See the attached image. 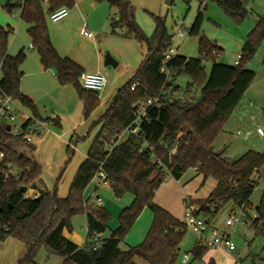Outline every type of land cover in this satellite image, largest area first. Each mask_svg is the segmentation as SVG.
I'll return each mask as SVG.
<instances>
[{"label": "trees", "instance_id": "trees-1", "mask_svg": "<svg viewBox=\"0 0 264 264\" xmlns=\"http://www.w3.org/2000/svg\"><path fill=\"white\" fill-rule=\"evenodd\" d=\"M94 1H107L110 7L118 10V20H111L112 34L118 35L117 30L124 29L122 36H132L144 44L146 55L139 69L118 90L104 115L98 119L100 131L63 199L58 197L56 188L39 192L36 187L33 189L38 193L36 199L24 198L19 188H30L38 183L42 170L32 151L16 147L17 141L0 124V152L4 155L1 166L20 171L19 176L0 184V243L11 238L25 246L26 253L18 264H37L35 258L41 248L60 257L62 264H135L136 259L146 264H176L187 227L153 199L167 174L178 181L189 169H195L203 181L212 178L216 182L204 203L193 212L195 216L216 221L219 213L230 205L235 209L229 211L243 210L245 221L250 222L256 234H264V193L254 209L256 218L250 220L246 214L257 187L253 177L264 168V153L247 151L237 160L227 162L213 150L225 123L255 79V73L247 69V64L264 38V18H259L249 33L238 66H225L217 63L222 49L201 35L203 14L199 9L187 30L189 37L198 38V58L173 57L165 64L170 73L168 79L161 68L164 54L172 45V35L165 27L164 19L152 16L154 31L146 37L134 21V7L129 0ZM198 1L202 8L206 0ZM219 5L236 21L247 15L238 0H224ZM73 7L74 0H7L4 10L9 14L19 10L20 19L28 25L27 36L42 68L53 71L61 86H71L75 90L85 121L99 106V94L82 87L78 79L83 69L57 53L46 23V15L61 8L70 11ZM12 33V28L0 25V94L17 101L33 118L60 128L57 118L42 120L32 100L21 93L20 67L26 54L21 50L13 57L8 55V39ZM204 62L212 64L208 76L204 73ZM180 74L189 78L187 91L199 90V97L190 104L182 103L168 93L178 90L171 80ZM134 84L136 87L131 90ZM158 95V105L146 110L136 134L125 137L107 154L109 140L133 127L134 105ZM73 156L74 151L68 145L58 180ZM101 162L115 197L130 194L132 202L120 212L117 229L108 238L92 243L94 234L102 236L106 232L109 220L105 209L83 199ZM144 209L152 213L144 240L135 247L122 250L120 244ZM79 216L86 219V239L82 247L64 236L65 232H72L71 222ZM207 251L204 244H194L190 250L192 261L201 264Z\"/></svg>", "mask_w": 264, "mask_h": 264}, {"label": "rangeland", "instance_id": "rangeland-1", "mask_svg": "<svg viewBox=\"0 0 264 264\" xmlns=\"http://www.w3.org/2000/svg\"><path fill=\"white\" fill-rule=\"evenodd\" d=\"M165 1L129 0L134 7V21L143 34L150 37L154 31L152 16L161 17L164 19L168 32L172 35L171 48L175 51V54L187 59H196L198 58V38L189 37L187 30L192 25L198 10L201 9L203 14L201 35L222 49L217 63L225 66H234L233 63L240 56L241 49L249 33L256 27L258 19L264 18V0H238L247 11L246 17L240 21L232 19L219 5L224 0H206L202 8H200L198 0H172L170 5H166ZM6 2L7 0H0V25L9 26L14 30L9 37L8 55L13 57L21 48H24L27 60L22 69L31 71L40 63L37 53L29 50V46H32V44L26 32L28 25L20 19L19 10L12 14L4 10ZM87 2H92L95 6L93 13H91V9L87 8ZM77 4L84 9V12L80 13L81 18L79 21L74 18L72 22H67L69 19L67 18L61 22L53 23L46 15L51 43L59 55L71 57L79 64L86 63L89 66H94L100 54L102 61L101 75L105 78L106 85L103 91L99 93L100 105L85 121L82 119V109L78 96L71 86H61L48 75L47 79L43 78L42 83L36 87L38 88L37 108L42 117H58L61 121L60 128L47 125L48 133L44 136V143L38 145L37 149L33 151L37 161L42 164L44 169L39 184L43 190L48 191L56 188L57 177L66 160V147L69 145L74 151V156L68 166L67 172H69V169L73 168L79 158L87 154L97 137L100 131L97 122L101 113H104L106 108L110 106L118 90L133 77L142 64L144 55H146L144 44H140L132 36H122L125 33L124 29H118V35L112 34L111 18L119 17V14L118 10L115 7H110L107 1L98 3L94 0H74L72 9H76ZM102 8H104V11H102ZM72 12L70 9L69 14ZM101 14H104V22ZM89 15L91 17L88 20ZM83 27L92 34V39L82 36L81 30ZM107 55L114 64L105 67L104 62ZM211 65L209 62L203 64L204 73L207 76L210 73ZM247 69L255 73V79L251 84L252 89L247 98L259 99L262 107H264V38L257 46L253 58L247 64ZM24 82L29 87L36 85V79L33 77H26ZM188 82L189 78L185 74L176 75L171 83L178 90H169V93H172L176 100L180 99L187 92ZM44 86H46V89H43ZM192 93L196 94V99L200 95L198 89H192ZM188 95H191V93H188ZM254 111L260 112L258 119L254 121L248 122L247 117L240 115L242 123L246 125L243 127L238 126V132L230 130V123L226 124L228 119L222 129L223 131L227 129V132L222 133L221 131L215 140L213 150L227 162L237 160L248 150L264 153V137H260L256 133L258 128L264 131V110L254 106ZM23 112L30 115V112L26 109ZM71 140L73 142L70 143ZM224 144L226 145L224 146ZM15 145L19 149L27 150L28 148L19 142H16ZM172 153H174V150ZM57 166H60V168H57ZM55 169H59L56 178L48 173V171L51 173ZM259 172L260 174L256 176L259 177L258 186L255 188L250 199V205L246 209V214L249 215L250 220L256 218L254 209L258 205L262 193H264V168L260 169ZM215 185L216 182L212 178L203 181V177L195 169L186 171L178 181L167 174L165 182L155 193L153 201L161 208L168 210L173 217L183 222L185 204L192 209V212H195L194 209L204 203ZM93 188L94 186L88 185L84 191L85 198L88 197ZM96 195L102 203L101 207L109 215L107 230L100 238V240H104L117 229L119 225L118 216L124 208L131 204L132 196L125 194L117 198L109 186L96 190ZM183 197L186 202L182 201ZM90 202L94 205L92 200ZM233 209L235 208L229 205L219 213L216 218V227L222 226L224 228L227 216L231 212L237 211L235 215L241 216L239 209L229 211ZM151 222L152 213L150 210L144 209L120 244V248L125 250L127 247H135L142 243ZM246 223L237 225L235 228L226 229L236 249L233 253L231 252V255L225 254L222 256V264H228L232 260V264H264V251H262V248H264V234H256L250 222ZM71 225L74 240L78 244L83 243L86 239L85 217L74 218ZM144 231L145 234L141 237ZM205 237L207 239L212 238L209 232L206 233ZM13 240H6L3 247L0 245V264H18V261L23 257V254L20 255L21 250H19V246L22 245ZM195 240V236L187 228V232L179 246V257L176 264H183L182 257L184 254L189 256L188 264H200L198 261L193 262L190 254ZM98 244L96 245L98 246ZM237 251H240V253L236 254ZM215 260L217 263L218 259ZM35 262L37 264H62V259L48 254L44 248H41L36 255ZM201 262H209V260ZM135 264L146 263L136 259Z\"/></svg>", "mask_w": 264, "mask_h": 264}, {"label": "built area", "instance_id": "built-area-1", "mask_svg": "<svg viewBox=\"0 0 264 264\" xmlns=\"http://www.w3.org/2000/svg\"><path fill=\"white\" fill-rule=\"evenodd\" d=\"M69 9L61 8L57 11L48 15L49 20L53 23L59 22L69 15ZM113 20L117 21L118 17H113ZM82 35L88 39L93 38L92 34L86 31L85 27L82 30ZM175 51L170 47L164 54L163 57V67L161 68V72L167 74L168 79L170 78V73L168 69L165 67V64L175 57ZM240 61V56L237 57L236 61L234 62V66H238ZM79 82L82 87L86 90L95 92L99 94L103 91L106 80L100 73H81L79 76ZM136 85L131 86V90H133ZM191 93V95H188ZM172 97H174L172 95ZM175 99V98H174ZM196 99V94L192 93V90L185 92L179 100L182 103L190 104ZM159 103V95L153 98H150L144 102H137L134 105V118L132 128L128 127L124 132L121 134L113 136L109 142L106 144V152L110 154L111 151L121 142L124 140L125 137L128 135L136 134L138 130V126L140 120L145 117L146 110L150 107H155ZM0 124L6 127V132L9 136H11L14 140L19 143H22L25 146H30L35 144L37 140H40L48 133V124L41 120H37L33 117L25 116L23 114L22 106L12 99L11 97L0 94ZM8 129V130H7ZM257 134L261 137H264V131L260 128L256 130ZM173 152V151H172ZM3 153L0 152V184L4 183L7 179L14 176H19L17 173V169L11 166H1V162L3 160ZM103 162L100 163L99 170L91 179L89 186H94L93 190L89 193L88 197L85 198L83 195L84 200H92L94 206L101 207L102 203L99 200V197L96 195V190L104 187L109 186V182L107 180L106 174L102 169ZM38 197V193L33 192L32 194L25 193L24 198H31L36 199ZM238 210V209H237ZM238 211L241 212V216H236V212H231L224 223V228L230 229L235 228L237 225L240 224H247L244 219L243 212L239 209ZM184 224L190 230V232L195 236V245L204 244L207 248H220L227 252L235 251V245L231 240V236L228 235L225 231L215 227L216 221L214 220H207L201 216H195L190 208H188L185 204V212H184ZM210 232L212 238L207 239L205 237L206 233ZM101 238L100 235L94 234L93 238L91 239L92 243L97 242ZM85 245V244H84ZM83 245V246H84ZM189 261V256L184 254L182 257V263L186 264ZM201 264H209L208 262H202Z\"/></svg>", "mask_w": 264, "mask_h": 264}, {"label": "crops", "instance_id": "crops-1", "mask_svg": "<svg viewBox=\"0 0 264 264\" xmlns=\"http://www.w3.org/2000/svg\"><path fill=\"white\" fill-rule=\"evenodd\" d=\"M84 3H86V2H84ZM88 3V2H87ZM87 5V8H89V9H91V13H93V11H95L94 9H95V6L93 5V3L92 2H89L88 4H86ZM80 8H81V10H80ZM72 13L71 14H69L68 15V17L67 18H69L68 19V21L67 22H72V20L75 18V19H77L78 21L80 20V18H81V12H84V9L81 7V5L79 6L78 4H77V7H76V9L74 8V9H72ZM102 11H104V8H102ZM70 13V12H69ZM90 13V14H91ZM19 15V14H18ZM90 17H91V15H89L88 16V20L90 19ZM103 17V18H102ZM67 18H65V19H67ZM101 18H102V20H103V22L105 21V18H104V14L102 15L101 14ZM64 20V19H63ZM111 20H112V18H111ZM62 21V20H61ZM61 21H59V22H61ZM56 23H58V22H56ZM1 26H2V24H1ZM4 27V26H3ZM7 27H9V26H7ZM11 28V27H10ZM84 28V27H83ZM13 30V29H12ZM83 30V29H82ZM82 30H81V32H82ZM14 31V30H13ZM82 34V33H81ZM83 36V35H82ZM90 39H92V38H90ZM8 45H9V39H8ZM24 48H21L20 49V51L22 50L23 52H24V50H23ZM33 48H32V46H29V50L30 51H33L32 50ZM56 49V48H55ZM61 57H65V58H69V59H71V60H73L74 62H76L74 59H72L71 57H67V56H62V55H60ZM145 56V55H144ZM100 57V58H99ZM98 59H97V63L94 65V66H89V64L87 65L86 63H80V64H82V65H80L78 62H76L82 69H83V72H85V73H100L101 74V69H102V66H101V55L99 54L98 55V57H97ZM26 60H27V56H26ZM26 60L24 61V63L26 62ZM236 61V60H235ZM234 61V62H235ZM23 63V64H24ZM40 63V62H39ZM23 64L21 65V67H20V71H21V73H22V78H21V82H20V91H21V93L23 94V95H25V96H27L30 100H32V102H33V104L35 105V107H36V110H37V112H38V115H39V117L43 120V119H54V118H51V117H48V118H43L42 117V115L40 114V112H39V110H38V108H37V106H38V101H37V91H38V88H36L40 83H42V79L43 78H46L48 75H50V78H52V79H55L56 80V76H55V74H54V72L53 71H51V70H44L43 68H42V66H41V64H39L38 66H36V67H34L33 68V70H28V69H22V66H23ZM86 64V65H85ZM233 65H234V63H233ZM53 74H54V77H53ZM33 77V78H35L36 79V85L34 86V87H29V86H27L26 85V83L24 82L25 81V78L26 77ZM47 79V78H46ZM57 81V80H56ZM34 88H36V89H34ZM43 89H46V86H44V88ZM251 89H252V85L247 89V91L245 92V94H244V96H243V98L241 99V101L239 102V104L237 105V107L233 110V112H232V114H231V116H230V118H229V120H228V122L226 123V124H228V123H230V130L232 129L233 131H235V132H238L239 131V129H238V126H241V127H243V126H245L246 124H243L242 123V117H240V115L241 116H244V117H247V119H248V122L249 121H254L255 119H258V116L260 115V112H258V111H254V106H257V107H259L260 108V110H264V107H262V104H261V102L259 101V99H256V98H254V97H252V98H247V95H248V93H250V91H251ZM169 93V92H168ZM173 95V94H172ZM174 96V95H173ZM80 102V101H79ZM99 102H100V97H99ZM100 105V104H99ZM80 106H81V103H80ZM23 108V107H22ZM98 108V107H97ZM25 108H23V110H24ZM81 109H82V107H81ZM107 109V108H106ZM105 113V112H104ZM104 113L102 112L101 113V116H103L104 115ZM23 114H25V116H29V117H32V115L30 114V115H26V113H24L23 112ZM100 116V117H101ZM55 118H57L59 121H60V119L58 118V117H55ZM60 125H61V121H60ZM225 132H227V129H225L224 131L222 130V133H225ZM257 133V132H256ZM220 135V134H219ZM261 137V136H260ZM224 140H226V139H224ZM44 141H45V139H44V137L43 138H41L40 140H37L36 141V143L35 144H32L33 146H35V149L34 150H32L31 148H30V146H28V149H30L31 151H32V155H33V157L36 159V157L34 156V153H33V151H35L36 149H37V146L38 145H42L43 143H44ZM226 144H224V146H225ZM214 146V145H213ZM67 148V147H66ZM214 149V148H213ZM248 151H252V150H248ZM255 152V151H254ZM66 154V153H65ZM87 155V154H86ZM86 155L85 156H81L80 158H79V160L77 161V163L73 166V168H71V169H69V172H67L68 171V167L64 170V172L62 173V175L60 176V179L58 180V177H59V175H58V177H57V173H58V170L59 169H55V171H53V172H49L48 171V173L49 174H51V176H53L54 178H56L57 177V180H56V189H57V194H58V197L59 198H61V199H63V198H65L66 197V195H67V193H68V189H69V187H70V184H71V182H72V179H73V177H74V175H75V173H76V171H77V169H78V167H79V165L82 163V161L86 158ZM36 161H37V159H36ZM65 162V161H64ZM37 163L40 165V167H41V170H42V173L44 172V169H43V166H42V164L39 162V161H37ZM64 164V163H63ZM69 166V165H68ZM57 168H60V166H57ZM68 173V174H67ZM258 174H260V172H258ZM258 174H255L254 175V177H253V179L256 181V184H257V186H258V180H259V177H256V176H258ZM40 182V181H39ZM39 182L38 183H36V190L37 191H46V190H43V188H42V186H40V184H39ZM214 189V188H213ZM212 189V190H213ZM48 191V190H47ZM210 194V193H209ZM185 198L183 197L182 198V201L184 202L185 200H184ZM186 202V201H185ZM155 203V202H154ZM189 205V204H188ZM159 206V205H158ZM199 207V206H198ZM198 207H196V209H194L195 211L198 209ZM168 211V210H167ZM191 211H192V209H191ZM147 215V214H146ZM147 218H148V216H147ZM139 221V220H138ZM215 227H216V223H215ZM218 227V226H217ZM85 228H86V219H85ZM219 229H221V230H223V231H225L226 232V228H223L222 226H219L218 227ZM210 233V232H209ZM227 233V232H226ZM144 234H145V231L142 233V235H141V237H143L144 236ZM228 234V233H227ZM229 235V234H228ZM64 236L67 238V239H69L70 241H72L74 244H76L77 246H79V247H82L84 244H85V241L83 242V243H77L75 240H74V234H73V231L71 232V233H68V232H65L64 233ZM11 239V238H10ZM8 240V239H7ZM141 240V239H140ZM13 241H17V240H13ZM6 242V241H5ZM5 242H3V243H0V245H1V247H3V245H4V243ZM19 242V241H18ZM20 244L19 245H22V246H19L20 248H19V250H21L20 251V255H22V256H24V254L26 253V249H25V246L21 243V242H19ZM127 248H129V247H127ZM233 253V252H232ZM240 253V251H237L236 252V254H239ZM231 255V253L230 252H227V251H225V250H223V249H218V248H212V249H208V251H207V253L205 254V256L203 257V259H202V261H205V260H209V264H222L223 262H222V256H224V255ZM218 259V262L216 263V260L215 259ZM233 261V260H232ZM232 261L230 262V263H228V264H232Z\"/></svg>", "mask_w": 264, "mask_h": 264}, {"label": "water", "instance_id": "water-1", "mask_svg": "<svg viewBox=\"0 0 264 264\" xmlns=\"http://www.w3.org/2000/svg\"><path fill=\"white\" fill-rule=\"evenodd\" d=\"M171 1H172V0H166V1H165V4H166V5H170V4H171ZM111 64H114V63H113V61L109 58V56L107 55V56L105 57L104 65H105V67H106V66H109V65H111ZM7 130H8V129H7ZM30 148H31L32 150H34V149H35V146L30 145ZM17 173L19 174L20 171L18 170ZM35 186H36V184H32L30 188H28V187H21V188H19V191H20L21 193H23V194L28 193V194L30 195V194H32V193L34 192L33 189H34ZM109 187L111 188L112 186L109 185Z\"/></svg>", "mask_w": 264, "mask_h": 264}]
</instances>
